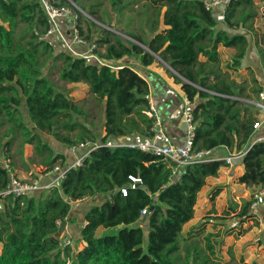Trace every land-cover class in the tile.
Segmentation results:
<instances>
[{"label":"trees","instance_id":"1","mask_svg":"<svg viewBox=\"0 0 264 264\" xmlns=\"http://www.w3.org/2000/svg\"><path fill=\"white\" fill-rule=\"evenodd\" d=\"M56 1L71 9L69 19L77 16L80 37L97 45L102 64L44 38L51 22L39 0H0V192L19 171L38 178L89 154L51 190L0 197V264H247L233 254L222 259L220 233L194 243L183 235L224 160L178 167L126 144L151 136L150 88L138 70L156 76L148 68L160 59L193 104L195 150H247L238 183L264 189V144L250 145L258 119L244 102L263 87L252 71L248 80L234 76L253 42L264 75L255 0H231L223 15L202 0H72L76 8ZM219 47L235 51L225 67ZM80 83L89 92L76 100L66 85ZM80 144L87 149L76 156L67 151ZM130 176L142 183L131 188ZM250 204L230 210L246 222ZM73 220L74 246L64 247L61 223Z\"/></svg>","mask_w":264,"mask_h":264},{"label":"built area","instance_id":"2","mask_svg":"<svg viewBox=\"0 0 264 264\" xmlns=\"http://www.w3.org/2000/svg\"><path fill=\"white\" fill-rule=\"evenodd\" d=\"M202 1L206 9L212 11L216 15H223L225 7L231 2V0ZM39 3L51 22V28L48 30L44 38L57 41L58 44L63 45L67 51H69L74 56L82 57L87 60H95L102 64V61H100L94 55V50L97 48V45L94 43L89 45L82 37H80L76 29L77 16H74L72 19V30L68 33L67 29H65L64 23L70 14L69 8L67 6L59 5L56 0H39ZM81 47H87L88 50L86 52H82L80 49ZM111 66L113 69L122 68L121 66L113 67V64H111ZM262 87L263 90L259 94V102L255 103V105L263 112V115L260 116V118H258V120L253 125L254 134L250 145L264 144V84ZM156 100V97H154L153 92L150 89L148 102L149 115L152 118L151 127L149 129L151 136L149 138H144L141 141H134L132 143L126 144V146L137 148L146 153H152L153 155L166 161L176 163L178 167L194 165L196 163L216 159L215 157L211 156L212 153L204 150L196 151L194 148L196 124L192 109H185L183 111L182 115L186 125V134L182 142H178L174 140L168 133L164 123V115L160 110H158V107L156 106ZM79 149H87V144L71 146L67 148V151L76 156ZM246 151L247 150H243L237 154L229 153V155L221 160H224L228 167H233L234 162L241 161V159L246 154ZM88 154L89 151H86L82 155L76 156L73 164L68 166L66 169L56 167L53 171L44 173L38 178L21 179L18 175H12L10 184L5 191L0 192V197L11 193L19 196L32 195L37 191L51 190L58 186L60 181L65 178L66 172L69 169L81 166ZM2 163L4 164L5 168L10 171V160L4 158ZM129 178L131 180V188H135L136 185L142 183L140 178L134 176H130ZM121 192L123 196H126L128 193V188H122ZM263 205L264 189H260L258 194L254 195V198L251 200V204L249 206L250 215L254 219H256V216H259L258 212ZM142 213L146 214L147 211L144 210ZM72 245L73 240L71 237L63 238L64 247Z\"/></svg>","mask_w":264,"mask_h":264},{"label":"crops","instance_id":"3","mask_svg":"<svg viewBox=\"0 0 264 264\" xmlns=\"http://www.w3.org/2000/svg\"><path fill=\"white\" fill-rule=\"evenodd\" d=\"M259 16H262V14L260 15L259 13ZM64 26L65 29H67V32L69 33L72 30V19L71 18L69 19L68 17L64 23ZM80 49L82 52H86L88 50L87 47H81ZM219 51L224 55L222 57V60H223V64L225 65L226 63L224 62V60H228L227 55L232 54L234 50L219 47ZM165 65L166 64H164L161 60H157L155 64H153L151 67L148 68L153 73H155L156 76H151L150 74L142 75L141 73L140 75L149 83L150 89L152 90L154 97H156L157 99L156 100L157 104H159L158 110H160L164 115V123L168 133L174 140L178 142H182L186 134V125L182 114L185 109H192L193 104H191L185 98L181 86L177 85L174 82L173 78L168 74L167 71L170 70V68L168 69L167 67H165ZM243 71H246V73L249 74H250L249 71H252L255 77L259 79L260 83L262 85L264 84L263 69L260 64V60L257 57V51L254 44L251 47L247 55V58L243 61ZM240 72H242V70ZM253 101H247V102L248 104L251 103V105L254 106L253 113L258 119L260 118V116L263 115V112L255 105V103L259 102V100L256 102ZM229 153L230 152L226 149H219L213 152L212 154L216 159H223L224 157L229 155ZM228 168H229L228 166L221 168L218 177H209L207 179L206 185L198 194V200L195 206L194 218L183 227V235H184V230L187 228L188 233L191 236H197L198 234L201 233L205 235L208 233H214V234L220 233L221 239L224 238V240H226V238H229L230 235L222 234L223 230L220 228V227L222 228L224 227L222 226L223 218L225 217V215H222L225 214L224 211H222V207L225 204L224 198L229 196L228 198H232L233 200L235 199V196L232 195L234 194V192L233 193L231 192L232 189H234V187H231L227 183L226 185H223L221 180L223 179L224 173ZM36 171L38 172L39 168H37ZM242 172H243V168L241 167L239 168V172L237 174L238 178L240 177ZM229 182L230 181H228V183ZM240 186L247 188L248 190L254 189V188L246 187L245 185H241V184ZM213 189H215V191L209 195V198L210 199L212 198V201L210 202L208 199V204H207L208 197H206L205 200L203 201V196ZM216 192L217 194H215ZM201 205H203L202 213L199 209ZM229 213H233V212L230 211ZM84 215L85 212L82 214V216ZM200 221H202L205 224H202ZM70 222L73 223H69V221L66 223L64 229L62 230L61 238H66L76 234L74 226L77 223V220H73ZM216 229L217 231H214ZM104 231H105L104 229L100 228L98 230V234H102ZM237 231H238L237 229H233L229 232L231 234H237ZM224 242L225 241H223V243ZM80 244H81L80 249H82L84 247V244L83 242H80ZM225 244L227 245V243L225 242L222 248L225 246ZM227 255L230 259V254ZM234 257L237 258L236 256ZM222 259L226 261L229 260V259H225L224 257H222Z\"/></svg>","mask_w":264,"mask_h":264},{"label":"rangeland","instance_id":"4","mask_svg":"<svg viewBox=\"0 0 264 264\" xmlns=\"http://www.w3.org/2000/svg\"><path fill=\"white\" fill-rule=\"evenodd\" d=\"M69 1H70V4L76 8V5L74 4V2L72 0H69ZM255 2L259 7L260 15L262 14V16H259L258 19L256 20V28H257L258 34L262 35L264 33V0H255ZM70 10L71 9H69V11ZM70 13L72 14V11H70ZM94 21L96 24H100L97 19H94ZM53 43L55 44V47H57V48L62 47V45L60 46L57 41H53ZM253 44H254V42H253ZM234 53H235V51L232 54H229V55L226 54L228 57V60H224V62L225 63H227L228 61L230 62ZM223 56L224 55L222 54V57ZM157 60H160V59H157ZM120 63H122V61L113 62L112 64L113 65H121ZM225 66H226V64L225 65L223 64V67H225ZM165 67H167L169 69L168 65H165ZM262 69H263V67H262ZM241 70H242V72H240ZM139 73H141L142 75L147 74L144 72L142 73L140 70H139ZM234 76H236L237 80H239V81L245 80V79L248 80L250 78V74L246 73V71H243V67L239 70V72H236L234 74ZM66 87L68 89H71V91H72L71 95L76 100H80V99L87 97L88 92H89L88 86H86L85 84H82V83H80V84H67ZM258 100H259L258 98H252V100H244V102H246V103H248L247 101L256 102ZM249 104H251V103H249ZM156 106L158 107L159 104L156 103ZM50 141L53 142L51 139H50ZM26 151H27V154L30 155L32 153V147L27 146ZM3 159H4V156H2V160ZM239 168H241L240 167V161L234 162L233 167H229L228 169H226V172L224 173V177H223V179H221L223 185H226V183H227L231 187H234V189H232L231 192L232 193L234 192V194H232V195L235 196V199L233 200L232 198H228L229 196L224 198L225 204L222 207V211H224V213H225V214H222V215H225V217L223 218V222H222V226H224V227L223 228L220 227V228L223 230L222 234H224V235L226 234V235H230V236H229V238H226V240H224V238L222 239L223 241H225L227 243V245L225 244V246L223 248L222 247L220 248V256L224 257L225 259H229L227 254L231 255V253H233L234 256L237 257L236 259H238V260L243 259L245 261V263H247V264H264V205L260 208V210L258 212L259 216H256L255 217L256 219L249 218L246 222H243L234 213H229L231 211L230 208L233 205V203H238V205H240V207H241L245 200H249V201L252 200L254 198V195L258 194V192H259V190H258L259 188H254V189L248 190L247 188L240 186V184L237 182L238 181L237 174L239 172ZM39 171L42 172V169L39 168ZM18 176H20L21 179L31 178L30 174H27L23 171H19ZM228 181H230V182L228 183ZM215 189L210 190L208 193H206L203 196V201L205 200L206 197H208L207 198V204H208V199L210 202L212 201V198L210 199L209 195L212 194L215 191ZM88 205L89 204H85L84 206H88ZM199 209L202 213L203 205H201L199 207ZM200 222L202 224H205L202 221H200ZM69 223H73V222L69 221ZM233 229L238 230L237 234H231L229 232ZM214 231H217V229ZM184 235L188 239H190V241H191L190 243H194L196 241H201L205 237V234H203V233L198 234L197 236H191L188 233L187 228L184 230ZM73 246H74V243H73ZM80 246H81V244L78 247L79 249H80ZM1 247H2V245L0 243V250H1Z\"/></svg>","mask_w":264,"mask_h":264},{"label":"water","instance_id":"5","mask_svg":"<svg viewBox=\"0 0 264 264\" xmlns=\"http://www.w3.org/2000/svg\"><path fill=\"white\" fill-rule=\"evenodd\" d=\"M168 67H169V66H168ZM169 68H170V67H169ZM66 223H67L66 221H64V222L61 223V231L64 229Z\"/></svg>","mask_w":264,"mask_h":264}]
</instances>
